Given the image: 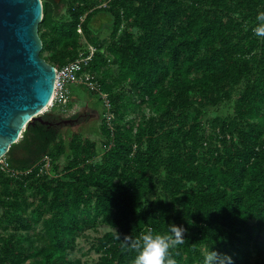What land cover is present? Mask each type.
Wrapping results in <instances>:
<instances>
[{
  "label": "trees",
  "instance_id": "16d2710c",
  "mask_svg": "<svg viewBox=\"0 0 264 264\" xmlns=\"http://www.w3.org/2000/svg\"><path fill=\"white\" fill-rule=\"evenodd\" d=\"M42 2L41 55L61 67L93 44L84 71L114 117L77 83L66 108L101 101L100 140L65 135L55 105L11 145L4 157L18 174L0 169V264H84L71 254L100 225L110 229L93 244L95 264H133L131 241L173 223L186 229L171 249L178 264H202L209 246L233 264H264V38L252 32L264 0Z\"/></svg>",
  "mask_w": 264,
  "mask_h": 264
},
{
  "label": "water",
  "instance_id": "95a60500",
  "mask_svg": "<svg viewBox=\"0 0 264 264\" xmlns=\"http://www.w3.org/2000/svg\"><path fill=\"white\" fill-rule=\"evenodd\" d=\"M43 17L42 0H0V159L54 93L56 66L41 55Z\"/></svg>",
  "mask_w": 264,
  "mask_h": 264
},
{
  "label": "rangeland",
  "instance_id": "374dc122",
  "mask_svg": "<svg viewBox=\"0 0 264 264\" xmlns=\"http://www.w3.org/2000/svg\"><path fill=\"white\" fill-rule=\"evenodd\" d=\"M104 27L102 30L97 33L96 29L94 30L95 36L99 38H107L109 32L111 31V24H110V16L107 14H101L98 19L94 22L95 28H101L102 25ZM81 91V90H80ZM84 91L80 93L83 95ZM95 107L92 105L91 102L87 100H75L72 107L66 108L63 110L59 106L55 109V112L61 113L63 118L71 119L75 118L71 123H63L62 128L65 135L71 132H82L85 135L100 140L101 139V132H100V124L102 122V104L101 101L95 100ZM53 106L48 105L44 112L51 110ZM78 113V117H73L74 114ZM110 228L106 225H100L97 229L96 228H89L85 231V233L78 238L77 245L73 250L71 256L79 257L82 259L84 264H95L99 261L100 252H98L94 247L93 244L96 242V239L101 236L105 231L109 230Z\"/></svg>",
  "mask_w": 264,
  "mask_h": 264
},
{
  "label": "clouds",
  "instance_id": "9594fccd",
  "mask_svg": "<svg viewBox=\"0 0 264 264\" xmlns=\"http://www.w3.org/2000/svg\"><path fill=\"white\" fill-rule=\"evenodd\" d=\"M252 32L258 38H264V11L256 14V23ZM182 225L169 224L166 231L148 228L138 238L131 241L135 250L133 264H178L171 249L185 242ZM202 264H233L232 257L220 253L210 246L202 251Z\"/></svg>",
  "mask_w": 264,
  "mask_h": 264
},
{
  "label": "built area",
  "instance_id": "2783aa9c",
  "mask_svg": "<svg viewBox=\"0 0 264 264\" xmlns=\"http://www.w3.org/2000/svg\"><path fill=\"white\" fill-rule=\"evenodd\" d=\"M79 31L82 32V29L79 28ZM87 47V53L80 52L79 56L74 60H71L61 67H56L55 89L49 107L56 105L65 110L72 96V86L77 83H85L91 89L102 93L106 106L108 107L107 119L109 123H111L114 115L109 110L110 104L107 94L101 92V86L98 80H94L93 75L90 72L84 71V68L90 64L96 51V47L91 43H88ZM50 166L51 158L46 155L42 160L41 170L49 172ZM0 169L8 171L12 175L18 174V171L10 168L9 163L4 156L0 159Z\"/></svg>",
  "mask_w": 264,
  "mask_h": 264
}]
</instances>
